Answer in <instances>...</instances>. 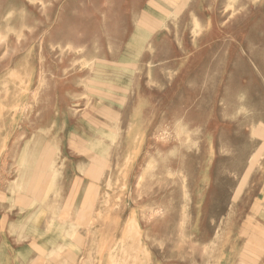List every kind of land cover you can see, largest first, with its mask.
Instances as JSON below:
<instances>
[{"label":"rangeland","instance_id":"374dc122","mask_svg":"<svg viewBox=\"0 0 264 264\" xmlns=\"http://www.w3.org/2000/svg\"><path fill=\"white\" fill-rule=\"evenodd\" d=\"M72 73L81 93L64 102L51 90ZM208 103L216 135L190 109ZM0 104L1 195L29 197L0 214V264H264V0H0ZM202 142H220L226 214L196 246L182 194ZM109 157L123 159L107 186ZM75 174L76 201L50 213Z\"/></svg>","mask_w":264,"mask_h":264},{"label":"crops","instance_id":"0c3cea01","mask_svg":"<svg viewBox=\"0 0 264 264\" xmlns=\"http://www.w3.org/2000/svg\"><path fill=\"white\" fill-rule=\"evenodd\" d=\"M4 20V18H3ZM25 38L28 37H33L32 34H26L24 36ZM100 53H104L107 56H111L114 54H123V48H119L117 49V51H114L113 48L110 47V49H106V50H101ZM123 58L118 59V61L122 62ZM76 64V63H72ZM103 65H108V62H104ZM119 65V64H118ZM121 65V64H120ZM117 66V65H116ZM108 67V66H106ZM122 67H130L129 63H123ZM44 73L41 75V83H43L44 85L49 83V80L53 79L54 76L52 74H50V72H47L45 69ZM33 74V73H32ZM31 74V75H32ZM52 76V78H51ZM66 78H58L56 81V85L54 86V88L51 90V92L54 91V93L63 98L65 101L68 100V102H72L71 100L75 98L72 97V95H79L81 93V90L78 89L76 86V81L78 78V74L76 73H72L69 74L68 76H65ZM28 82V78L25 81V84L27 85ZM95 83H97V80L94 79ZM112 84V82H111ZM25 85V86H26ZM35 85V83H34ZM34 85H32L31 87H28L29 90H27L28 92L27 94V99H25L26 101V105H27V113L29 112V107H30V101L32 99V95L33 92H31V89H33ZM110 85V84H109ZM113 87L112 88H116L117 85L112 84ZM57 88V90H55ZM123 88V87H122ZM89 90H87L86 92H88ZM98 90H96L95 94H98L97 92ZM114 91V89H113ZM124 91L126 93V89L124 88ZM118 93V92H117ZM25 94V96H26ZM91 94V91H90ZM120 94V93H119ZM125 95L122 92V96ZM29 96V97H28ZM119 97V96H116ZM114 97H111V101L113 100ZM220 99V97H218ZM223 103L221 102V105ZM197 105V104H196ZM196 105H192L191 106V110L192 111H201L203 112L202 116L205 115V113L209 112L210 116H208V121L206 122V127H202V130H209L210 132H212L213 134H217L218 132H220V129L222 128V126H220V122L217 121V124L213 123L214 119L219 117V112L223 109L222 106H220V103H218L216 106H211L209 103L203 106H196ZM106 108H109V106H107ZM104 110V109H103ZM113 110V109H112ZM217 111L218 116L215 117L212 116V113ZM27 118L30 119L29 122H31V125L29 124V127H32L33 124V120H34V116L33 113L32 114H27ZM219 120V119H218ZM68 124V123H67ZM66 124V126H67ZM201 125H204V123H202ZM73 124L72 121L69 122V125L67 126V128H71L72 129ZM225 127V126H224ZM204 128V129H203ZM70 129V130H71ZM201 129V127H200ZM261 130L264 131V128H262ZM68 131V130H67ZM70 132V131H69ZM73 131H71L72 133ZM33 133V132H32ZM219 146H220V142L217 143H211V145L207 144L204 145V143L202 142L201 147L199 149V147L197 148V150H195L192 154V158L189 159L187 167L189 168L187 174L185 175V192L183 193V187H180V191L182 196L185 198L186 200H188V204L187 206L190 208L191 207V214L195 216L193 222H194V227H192V230H195V233H193V235L191 236V239L194 240L193 245L196 246H201L202 243L201 241L203 239L205 240H209L210 236L212 233H214L215 231H217V227H215L216 223L218 224V222H214L210 219V217H208L209 215H225L226 214V192H227V186H226V172L223 169H220L222 167L225 168V165L223 163H225V160H223L222 158H220L219 156ZM204 150V151H203ZM203 151V152H202ZM208 152V153H206ZM206 155L208 156V158L206 157ZM73 161V160H72ZM256 160L254 159V157L250 158L248 163L245 165L247 167V169L244 172H252V168L254 167ZM67 163L71 164V166H74L73 162L68 161ZM73 163V164H72ZM68 169V168H67ZM242 174V173H241ZM73 175V174H72ZM77 174L74 175V180H72L71 178L73 176L67 175L65 177H67V180L65 178L64 180V184H65V188H64V194L62 196L61 199H63V205H60L58 207L53 206L54 211L52 210L50 213H63V210L66 209V200L69 199L71 201H73V203L76 201L77 196H75L73 193V188H74V183H76V177ZM70 177V180H68ZM174 177V176H173ZM241 178V175H240ZM3 187H5L4 184H2ZM8 186L6 185V188ZM240 189L239 184H235V186L233 187V192H237ZM2 189H0V214H18L19 211V205H21V203H24V205L20 206L21 208L25 207L29 197L28 196H14L13 194L10 195H5L2 196L1 191ZM178 190V189H177ZM79 196V195H78ZM10 204V206L7 207H3V204ZM70 203V206L73 204ZM172 203H170V205L172 206ZM14 207H13V206ZM182 204L177 205V207L181 206ZM74 204H73V209H74ZM16 209L15 211L12 210ZM57 208L59 210H57ZM186 208L185 206H181V210L183 212H185L184 209ZM180 209L178 211H181ZM136 213V215L139 218V214L137 211H134ZM26 214H34V211L31 212H25ZM36 213H39L38 211ZM74 213V212H73ZM131 212H129L130 214ZM128 214V215H129ZM139 221L141 223V219L139 218ZM172 222H170L169 225V229H173L174 225L171 224ZM163 224V223H162ZM161 224V225H162ZM180 229V226H179ZM185 228H183L184 230ZM195 234V235H194ZM164 244L166 245H171V242H165ZM155 245V244H154Z\"/></svg>","mask_w":264,"mask_h":264},{"label":"bare ground","instance_id":"6f19581e","mask_svg":"<svg viewBox=\"0 0 264 264\" xmlns=\"http://www.w3.org/2000/svg\"><path fill=\"white\" fill-rule=\"evenodd\" d=\"M4 98V97H3ZM6 100V99H5ZM1 105V104H0ZM1 108V107H0ZM63 131V130H62ZM55 133V132H54ZM66 134V133H65ZM71 134V133H70ZM118 134L119 135H122L123 137L124 136H126V135H130V134H132L131 132H129V131H122V132H118ZM69 144V143H68ZM68 144L66 143V146H65V148H66V150H69V147H68ZM122 145L123 146H125V143L124 142H122ZM64 148V149H65ZM96 148V147H95ZM122 150V153H124L125 151H127V149H129V151L131 150V147L129 148V146L126 148H124V147H122L121 148ZM66 150H65V152H66ZM141 150H142V148H140V149H138V157H139V155L141 154ZM92 153H94L93 151H92ZM93 156V155H92ZM49 157V156H48ZM121 159H123V158H121ZM121 159H113V158H110L109 157V159H106V162H105V164H104V170H103V173H102V177H101V180H99V182H103V180L102 179H104V177H105V182L107 183V186L110 184V180H111V177H112V175H113V169H114V162L115 163H119V161L121 160ZM137 160H135L134 158H131L130 160H129V164H130V167H131V171L130 172H128V174H127V176H126V180H128V178H129V176H130V174H131V172H132V169H133V167H134V165H135V162H136ZM127 165V164H126ZM98 171V170H97ZM135 171V170H134ZM97 173V172H96ZM119 173V172H118ZM61 175V174H60ZM123 176V175H122ZM125 176V175H124ZM58 177H59V175H58ZM100 179V178H99ZM91 180H92V178H91ZM93 180H95V183H96V185L94 186V188L92 189V191L90 192V194H91V199H93V200H96L97 199V196H99V192H98V188H99V185H98V177H97V175H95L94 177H93ZM130 180V179H129ZM97 181V182H96ZM94 183V184H95ZM104 185V184H103ZM101 186V185H100ZM101 188V187H100ZM102 193H104L105 194V190H103L102 189ZM107 194V193H106ZM87 197H88V195H87ZM89 197H90V195H89ZM88 197V198H89ZM88 198H86V199H88ZM82 199V198H81ZM85 199V200H86ZM83 200V199H82ZM85 200H83L84 202H85ZM86 202H87V200H86ZM93 202V201H92ZM82 205H84V204H82ZM81 205V206H82ZM183 206H185V205H183ZM82 207H84V206H82ZM184 209V208H183ZM187 208H185L184 210H186ZM125 210L124 211H122V213L120 214V216H121V218L120 219H122V217L124 216V214H125ZM64 213V212H63ZM97 213V212H96ZM81 214V213H80ZM96 215H98V214H96ZM97 218V217H96ZM106 218H107V215H106ZM116 219V218H115ZM120 219H118V220H120ZM98 220V219H97ZM118 220H117V223H118ZM93 222H95V221H93ZM92 222V223H93ZM129 222V221H128ZM126 224H124V226H125ZM126 227L127 226H125V230H126ZM125 230L123 231V233L125 232ZM122 233V234H123ZM127 233V232H126ZM126 233H124L123 235L126 237ZM124 237V238H125ZM122 239H123V236H122ZM124 240V239H123Z\"/></svg>","mask_w":264,"mask_h":264}]
</instances>
